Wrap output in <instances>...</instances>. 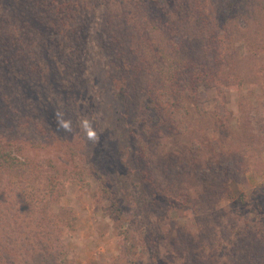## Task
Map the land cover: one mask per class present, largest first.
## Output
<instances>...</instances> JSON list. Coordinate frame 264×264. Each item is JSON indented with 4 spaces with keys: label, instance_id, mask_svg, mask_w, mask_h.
Here are the masks:
<instances>
[{
    "label": "rangeland",
    "instance_id": "1",
    "mask_svg": "<svg viewBox=\"0 0 264 264\" xmlns=\"http://www.w3.org/2000/svg\"><path fill=\"white\" fill-rule=\"evenodd\" d=\"M34 1L0 0V140L44 168L0 190V207L48 213L24 235L44 254L24 242L20 264H264V0H196L205 15L170 38L198 33L199 64L158 37L163 68L127 44L131 23L151 22L133 1L52 14L44 0L43 16ZM233 1L244 12L231 18ZM117 39L124 58L108 52Z\"/></svg>",
    "mask_w": 264,
    "mask_h": 264
},
{
    "label": "trees",
    "instance_id": "2",
    "mask_svg": "<svg viewBox=\"0 0 264 264\" xmlns=\"http://www.w3.org/2000/svg\"><path fill=\"white\" fill-rule=\"evenodd\" d=\"M84 1L87 2L86 4L92 2L95 6L97 5V0H84ZM131 1H133L132 3L133 5H131L133 6V14H132L133 16L132 17H135L136 19L137 17L139 18L141 14L146 15L150 17L151 22H149L148 24L143 23L140 26L137 25V27L136 25L133 27L131 23L130 25L131 30L129 29L130 31L128 33L129 36L127 38V44H128V41L130 42L132 41L134 44L135 39L137 41H139L140 39L139 41L140 43L136 42L138 45L135 43V47L142 48V46H139V45L145 44V48L146 50H148L151 56L150 62H153L154 64L159 65L163 68V67H166L165 66L166 63H171L172 61L168 56L166 57L164 56L165 50L163 49L161 50V46L154 41L156 38L159 37L162 43H164L165 41L167 45L171 46L170 51L174 53L173 58L177 60V62L187 61L189 65L194 64L198 66L199 63L195 61V56H194L198 53L197 51L198 49H195V47L194 48L192 47L193 45L195 46V42H197L196 46L200 44L199 42L200 37L198 33L192 32V34H195L197 36L194 42L192 41L193 39L191 37L192 34L189 35L187 29H185L184 31V34L186 35H182V37L180 36V39H176V41L170 38V36H172V30H173V27H175V25H178L180 22H183V24L187 26V24L191 23V21H198L199 17L205 15V13L202 12L203 3L200 4L196 2V0H131ZM67 2H69V0H48L47 1V3H50V12H52V14H57L58 12L62 13V11H65L63 12V14L67 13L66 10L68 7L65 5V3ZM44 3H45L44 0L34 1V6L37 9L39 16L40 15L43 16L42 11H43ZM124 6H127V4H125ZM226 6L227 7L223 13L227 15L228 11H233V13H231L230 15L231 18H233V16L237 17L239 14H242L244 12L242 9L243 5L238 1L237 2L233 1L230 4L228 3ZM91 7L94 8L93 6ZM122 8H123L122 12H125L124 15H121V14L116 15L115 18H119L120 20L113 21L115 31H122L123 27H125L126 25H129V21L131 19V17H129L128 19L126 17V16H129V14L127 13V8L126 7H122ZM235 12H238V13H235ZM75 22L79 23V21H76V20ZM163 24L167 25V27L164 26L165 28L161 32L160 26H162ZM143 33L147 35V38L145 37ZM159 33H160V36H158ZM130 34L134 39H131ZM182 38H185V40H182ZM5 39H8V38H5ZM4 41L6 42H4L3 45H1L2 50L5 49L4 44L6 43L8 44L9 42V41L7 42V40H4ZM142 41H145V42L141 43ZM124 42L125 41L123 39L121 40L117 39L116 41L108 42V45H109V46L107 45L108 52L111 54L113 52L114 56L118 54L116 56L117 58H121V57L124 58L125 55L121 53V50L126 53V50H125L126 43L124 44ZM116 49L118 50V52L115 51ZM141 51L143 50L142 49L138 50L139 53H141ZM215 86H218V85L215 84ZM164 105L168 106V103H165ZM9 143L1 142L0 140V190L3 189L2 190L3 192H5L6 189L8 188L10 192L14 189L12 188V186L15 187V183H11V182L16 181L17 179L21 180L23 177H26V175L34 176L35 174L40 172V170L44 169L41 167L40 164H38V162L36 163V161L30 159L29 157L27 156L22 157V154H24L23 152L25 150L18 142L16 144L15 143L9 144ZM21 158H23L25 161L21 162ZM143 169L144 170H142L140 173L145 175V167H143ZM3 192H0V193H3ZM10 197H11V194H9L7 199ZM181 199L183 200V198ZM22 201L24 205H30L29 204L30 200L26 201L25 199L22 198ZM0 202H1V195H0ZM6 202L7 201H5V204ZM46 210L47 209L45 208L39 214L38 212L37 213L32 212L35 218L33 219L27 216L30 214V212H27L26 216L25 214L21 216L19 212L17 213L14 212L12 208L7 209L6 207L5 208L0 207V225L2 226V227L0 226V231H1V234H0V263L4 264V262L1 261L3 259V255H2L3 253V254H7L11 256V259L13 261L12 264H20L17 258L19 254H16L17 252L16 247L17 245H20V247L24 249V246L22 244L24 242L30 243L29 248H27V251L29 252L35 251V252L43 253L42 252L43 248H41V246L34 245L35 244L34 239H37L36 237L37 235H34V233L30 237L29 235H27V237H24V235L26 234V231H28L30 225L39 226V224L42 221L48 222L47 220L48 213ZM40 229H42V226H40ZM35 233L37 234V231ZM46 234L48 236L52 235V233L50 232L48 233L46 232ZM39 237H40L39 238L40 244H44L48 246L49 250H52V249L56 250V246L58 245V240L54 236L52 237V239H50V238H46V235L44 233H40ZM59 248L60 247H58L57 249Z\"/></svg>",
    "mask_w": 264,
    "mask_h": 264
},
{
    "label": "clouds",
    "instance_id": "3",
    "mask_svg": "<svg viewBox=\"0 0 264 264\" xmlns=\"http://www.w3.org/2000/svg\"><path fill=\"white\" fill-rule=\"evenodd\" d=\"M63 126H64L65 128H67V127H68V124L65 123ZM84 127H85V129H87V128L89 127L86 121L84 122ZM88 135L91 137V136L93 135V133H91V132L89 131V132H88Z\"/></svg>",
    "mask_w": 264,
    "mask_h": 264
}]
</instances>
